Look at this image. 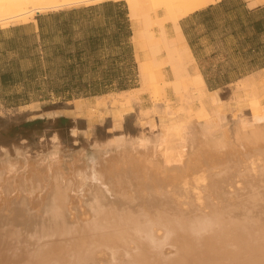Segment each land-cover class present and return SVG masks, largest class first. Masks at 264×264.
<instances>
[{"label":"bare ground","instance_id":"6f19581e","mask_svg":"<svg viewBox=\"0 0 264 264\" xmlns=\"http://www.w3.org/2000/svg\"><path fill=\"white\" fill-rule=\"evenodd\" d=\"M99 1L0 0V24ZM214 1L127 0L140 89L157 98L138 113H161V131L94 143L66 168L55 135L51 150L34 159L5 150L0 264H264V129L240 121L233 139L224 135L219 107L186 68L194 60L178 21ZM169 84L172 96L163 88ZM238 88L264 90V74L241 78ZM252 99L260 115L264 104Z\"/></svg>","mask_w":264,"mask_h":264},{"label":"crops","instance_id":"0c3cea01","mask_svg":"<svg viewBox=\"0 0 264 264\" xmlns=\"http://www.w3.org/2000/svg\"><path fill=\"white\" fill-rule=\"evenodd\" d=\"M251 2L217 0L179 19L194 60L187 71L198 73L206 89L225 90L248 75L263 76L264 2ZM133 29L125 0L44 10L27 22L2 27L0 95L10 99L19 88L24 104L33 92L36 98L56 100L52 104H75L136 88ZM165 31L176 35L170 21ZM166 68V76L173 75ZM71 128L76 127L70 126L69 133Z\"/></svg>","mask_w":264,"mask_h":264},{"label":"rangeland","instance_id":"374dc122","mask_svg":"<svg viewBox=\"0 0 264 264\" xmlns=\"http://www.w3.org/2000/svg\"><path fill=\"white\" fill-rule=\"evenodd\" d=\"M125 1L127 2V0ZM255 1L261 2V0ZM151 10L152 16L156 13L162 14L160 9ZM154 11H156L155 14ZM36 14L33 15V18ZM15 24L21 23H4L0 24V28ZM155 28H158L159 32L158 25L153 27L154 33H158ZM163 53L165 52L161 50L156 55L161 57ZM169 67L171 68V65ZM165 69H167L166 65H163L162 70ZM166 78L173 77L167 74ZM162 83L164 84V82ZM236 83L225 90L206 89L210 106L219 107V122L223 127L224 135L228 133L227 136L230 139L234 138L235 128L240 121L241 123L247 122L246 124L251 128L264 129V112L258 115L256 104H253L252 99H260L264 104V90L260 89L255 92L256 89L248 88L245 92H241L238 88V81ZM171 85L163 87L165 88L164 92H168L169 96H172L174 89ZM140 87L141 85L134 88L135 92L133 90L132 93H114L107 97L100 95L93 100L76 99L75 104L73 102H71L72 104H52V101L56 100L36 98L35 92L29 94L30 102L24 104L25 97L20 96L19 88L13 90V96L10 99L1 94L0 158L4 157L5 150L10 158H15L16 150H21L25 155L34 159L37 155L45 154L51 150V137L55 135L58 138L63 162L61 167L66 168L64 163L71 160L76 153L94 152L95 150L92 149L94 143L103 144L121 137L132 138L145 134L152 136L159 133L162 127L161 113L155 112L146 116L139 114V105L152 106L157 98H153L151 89L146 91L141 90ZM236 92L240 95L239 98H237ZM129 95L131 97L133 95V97L130 98ZM58 117L72 120L55 121ZM36 118L43 122L35 125V128L24 125L27 121ZM55 125L60 128H53ZM70 126L78 128L79 131L76 128H71L70 135Z\"/></svg>","mask_w":264,"mask_h":264},{"label":"trees","instance_id":"16d2710c","mask_svg":"<svg viewBox=\"0 0 264 264\" xmlns=\"http://www.w3.org/2000/svg\"><path fill=\"white\" fill-rule=\"evenodd\" d=\"M63 119H65L64 117L62 118H56V120L55 121H58V120H63ZM66 121H71V119L70 118H67V119H65ZM41 122H43L41 119H39V118H36V119H33V120H30V121H27L26 123H24V125H29V126H33V128H35L36 126L35 125H37L38 123H41ZM53 128H60V126H53Z\"/></svg>","mask_w":264,"mask_h":264}]
</instances>
